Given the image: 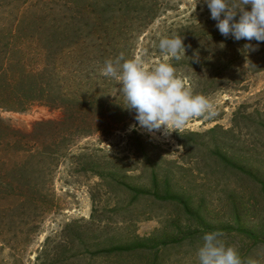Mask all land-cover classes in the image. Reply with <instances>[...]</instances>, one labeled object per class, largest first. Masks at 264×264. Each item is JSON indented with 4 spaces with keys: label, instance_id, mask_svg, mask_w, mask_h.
Instances as JSON below:
<instances>
[{
    "label": "rangeland",
    "instance_id": "rangeland-1",
    "mask_svg": "<svg viewBox=\"0 0 264 264\" xmlns=\"http://www.w3.org/2000/svg\"><path fill=\"white\" fill-rule=\"evenodd\" d=\"M198 2L0 0V23L22 18L46 31L68 23L57 31L62 70L70 71L64 85L89 100L87 111L45 102L0 109L9 142L29 150L0 146V264H198L202 236L214 230L245 261L264 264V42L253 51L247 40L224 37ZM73 4L83 13L71 15ZM174 34L190 47L167 62L211 98L217 115L169 136L129 131L135 111L123 108L119 83L100 70L120 53L148 68L165 62L159 40ZM31 40L14 53L38 69L44 56ZM44 121L61 125L36 126ZM39 150L49 156L30 161L50 165L41 183L33 191L11 183L10 161Z\"/></svg>",
    "mask_w": 264,
    "mask_h": 264
},
{
    "label": "clouds",
    "instance_id": "clouds-1",
    "mask_svg": "<svg viewBox=\"0 0 264 264\" xmlns=\"http://www.w3.org/2000/svg\"><path fill=\"white\" fill-rule=\"evenodd\" d=\"M217 21L216 27L224 37L249 43L246 50H256L264 42V0H202ZM198 3H201L199 0ZM238 17V18H237ZM184 36H165L159 40V50L164 61L151 68L145 66L140 56L126 59L120 53L107 59L101 75L114 79L124 97L123 108L135 111L136 124L129 131L144 129L149 133L162 132L169 136L181 132L194 118L211 119L217 115L211 98L194 91L177 67L167 62L169 58L181 61L186 56ZM257 41L253 45L251 41ZM188 57V56H187ZM191 59L198 62V54ZM219 230L206 232L197 250L198 264H260L256 259L245 261L237 247L229 245Z\"/></svg>",
    "mask_w": 264,
    "mask_h": 264
},
{
    "label": "trees",
    "instance_id": "trees-1",
    "mask_svg": "<svg viewBox=\"0 0 264 264\" xmlns=\"http://www.w3.org/2000/svg\"><path fill=\"white\" fill-rule=\"evenodd\" d=\"M68 11L74 17L76 13H83V10L77 11L74 4ZM104 11L102 10V13ZM124 18L127 20L126 16ZM55 25L53 23L49 26V30L46 31V23L27 22L22 18L18 21H3L0 23V109L24 110L35 102H45L64 111L74 108L87 111L89 100L84 97L83 90L79 89L80 87L74 89L72 84L66 87L64 85L67 83L66 80L68 79L65 78L70 74V71L67 70L64 73L62 70L61 60L66 54L60 48L61 46L59 47V44L65 41L57 31H60L61 28L69 27L68 23L62 26ZM31 30L41 35L40 40H31V34L33 33ZM25 38L31 40L30 45L37 42L34 44L37 46V55L44 56V63L38 69L30 68L21 62L17 58L19 54L15 56V51L19 53V50L23 51V45L27 46L24 42L29 40H24ZM71 74L73 73L71 72ZM49 124L61 125V122L44 121L36 126L44 128ZM6 130V128L1 126L0 122V146L9 147L8 145H15L12 149H18L22 145L23 150H20V152L28 153L29 150L21 144V141L9 142L7 135H5ZM81 133L88 135L91 132L82 129ZM59 143L61 144V141ZM54 154L58 155L57 152L51 155ZM36 155L49 156L44 150H39L36 154L27 156V160L21 162L10 161L11 172L17 173V175H14L16 180H12L11 183H17L20 186L22 184L24 188L30 191H33L31 188H35L36 183H41L42 175H45V168L50 165L49 162L32 163L30 160ZM93 163L94 161H86L83 163V168L91 166L89 168L90 173H94L93 170L96 169L92 168L94 166Z\"/></svg>",
    "mask_w": 264,
    "mask_h": 264
}]
</instances>
